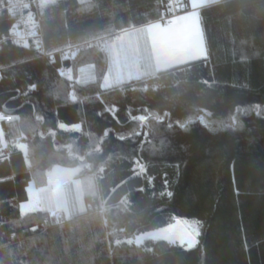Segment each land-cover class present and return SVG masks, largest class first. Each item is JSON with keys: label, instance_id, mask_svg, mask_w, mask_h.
I'll list each match as a JSON object with an SVG mask.
<instances>
[{"label": "trees", "instance_id": "obj_1", "mask_svg": "<svg viewBox=\"0 0 264 264\" xmlns=\"http://www.w3.org/2000/svg\"><path fill=\"white\" fill-rule=\"evenodd\" d=\"M163 6L55 0L41 8L46 47L157 22ZM201 17L207 59L109 90L107 49L66 60L65 78L59 55L1 44L0 264H264V0H223ZM15 23L0 14V39ZM86 65L96 77L80 85ZM82 159L87 213H22L31 184ZM175 219L196 224L193 248L134 242Z\"/></svg>", "mask_w": 264, "mask_h": 264}, {"label": "crops", "instance_id": "obj_2", "mask_svg": "<svg viewBox=\"0 0 264 264\" xmlns=\"http://www.w3.org/2000/svg\"><path fill=\"white\" fill-rule=\"evenodd\" d=\"M223 0H188L189 12L170 24L152 22L125 30L120 41L106 50L108 68L102 87L104 90L151 78L159 72L208 58V45L201 10ZM92 65L80 68L77 82L86 85L95 80ZM63 128H68L63 126ZM83 167L54 165L46 174L47 185L29 192L33 208L24 214L43 211L50 215L72 218L87 213L85 183L80 173ZM30 185V186H31ZM29 186V187H30ZM29 191V189H28ZM69 213L66 216L65 213ZM194 247V246H193Z\"/></svg>", "mask_w": 264, "mask_h": 264}, {"label": "built area", "instance_id": "obj_3", "mask_svg": "<svg viewBox=\"0 0 264 264\" xmlns=\"http://www.w3.org/2000/svg\"><path fill=\"white\" fill-rule=\"evenodd\" d=\"M188 0H164L161 10V18L158 22L170 24L175 18L189 12ZM7 11L16 20L15 26L9 35L0 39L1 44L6 41L18 46H29L32 42L39 58L48 59L50 64L56 63V54L59 55L61 66L59 73L62 77L69 78L71 69L64 63L66 60L75 58L79 53L92 48L106 50L122 35V31L111 35H105L76 45L67 46L57 52H50L45 43L41 20V7L39 0H7L3 7H0V14ZM0 71V79H1Z\"/></svg>", "mask_w": 264, "mask_h": 264}, {"label": "rangeland", "instance_id": "obj_4", "mask_svg": "<svg viewBox=\"0 0 264 264\" xmlns=\"http://www.w3.org/2000/svg\"><path fill=\"white\" fill-rule=\"evenodd\" d=\"M85 1V0H81ZM41 8L46 7L48 4H51L55 2V0H39ZM158 22V21H157ZM160 23V22H159ZM125 31H122V35H120L119 38L116 39L115 42L120 41L123 38ZM113 44V43H112ZM145 124H147V120L142 119ZM148 125V124H147ZM82 167H87V162L82 159ZM83 181L85 183V187L87 188V191L92 193L93 192V178L90 176L82 177ZM34 187L31 185L29 187V192L33 193ZM33 200L30 201L28 204H25L22 206V211L27 212L28 210H31L33 208ZM66 216L69 215V213H65ZM198 228L195 223L188 222L183 219H175L174 223L152 232H148L146 234L140 235L135 239V243L142 244L146 240L154 239V240H166L172 244H179L183 245L187 248H193L198 242Z\"/></svg>", "mask_w": 264, "mask_h": 264}]
</instances>
